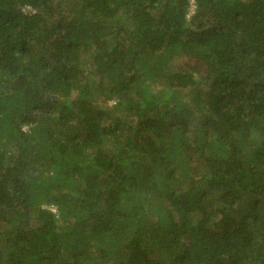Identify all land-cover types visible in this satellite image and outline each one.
I'll return each mask as SVG.
<instances>
[{
    "label": "trees",
    "instance_id": "16d2710c",
    "mask_svg": "<svg viewBox=\"0 0 264 264\" xmlns=\"http://www.w3.org/2000/svg\"><path fill=\"white\" fill-rule=\"evenodd\" d=\"M0 264H264V0H0Z\"/></svg>",
    "mask_w": 264,
    "mask_h": 264
}]
</instances>
